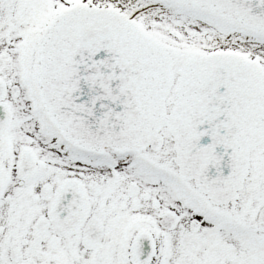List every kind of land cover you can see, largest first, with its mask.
<instances>
[{"label": "snow or ice", "instance_id": "6c2138e0", "mask_svg": "<svg viewBox=\"0 0 264 264\" xmlns=\"http://www.w3.org/2000/svg\"><path fill=\"white\" fill-rule=\"evenodd\" d=\"M0 264H264V0H0Z\"/></svg>", "mask_w": 264, "mask_h": 264}]
</instances>
